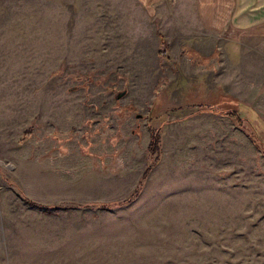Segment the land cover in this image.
Segmentation results:
<instances>
[{"label":"rangeland","instance_id":"rangeland-1","mask_svg":"<svg viewBox=\"0 0 264 264\" xmlns=\"http://www.w3.org/2000/svg\"><path fill=\"white\" fill-rule=\"evenodd\" d=\"M118 1L73 0L55 50H0L40 97L0 142V264H264V41L232 62L122 37Z\"/></svg>","mask_w":264,"mask_h":264},{"label":"crops","instance_id":"crops-1","mask_svg":"<svg viewBox=\"0 0 264 264\" xmlns=\"http://www.w3.org/2000/svg\"><path fill=\"white\" fill-rule=\"evenodd\" d=\"M72 1L0 0V50H6V54L10 56L14 50L16 53L18 51L24 53L26 49H40L43 38L54 40L52 44L49 41L52 48L50 50H53L56 47L58 20L64 24L65 37H71L72 26L67 8L72 7ZM118 2L120 4H113V14L118 15L119 18L114 17L113 21L119 24L125 23L126 31L128 29L130 32L122 37L164 39L167 40L165 47L172 50L177 48L181 51L194 47L197 49L195 51L205 55L206 59L215 55L216 50L213 49L220 43L227 59L232 62L236 61L235 57L241 53V50L247 48L246 45L240 44L241 41L252 40L258 43L264 41V0H120ZM58 7L59 11H57ZM62 12L64 14L61 18ZM42 22L53 24L48 27L49 34L46 32L44 36L41 35ZM137 24L144 25L149 33H141L143 29L140 26L138 28ZM11 56L7 62L6 60L0 62V88L5 86L15 88L12 94L0 93V136H4L0 142H5L10 132L19 135L18 138L22 140L25 133L26 103H30V99L33 103L40 102L39 96L18 93L17 89L23 88L25 79L29 80V78L25 75L24 61L19 63L15 54ZM184 60H187L185 63L187 66L188 59L184 57ZM194 66L200 67L196 64ZM29 69L33 71V76L35 67L29 65ZM37 70L39 71V66ZM199 77L202 79V75ZM32 80L34 81V77ZM28 84L32 86L34 82ZM13 141L19 142L18 139Z\"/></svg>","mask_w":264,"mask_h":264},{"label":"trees","instance_id":"trees-1","mask_svg":"<svg viewBox=\"0 0 264 264\" xmlns=\"http://www.w3.org/2000/svg\"><path fill=\"white\" fill-rule=\"evenodd\" d=\"M198 109H199L198 112H201V111L212 112V113L216 112L219 114L226 115L230 117L231 119H233L234 121H237L239 123L242 121L241 117L239 116L238 112L235 109H226L223 111H217L213 106H208V107L201 106V107H198ZM155 132H150V141L147 146V150L151 153L157 152L159 149V137L157 135V132L156 133ZM29 134H30L29 131H26L24 133V138L27 137Z\"/></svg>","mask_w":264,"mask_h":264},{"label":"water","instance_id":"water-1","mask_svg":"<svg viewBox=\"0 0 264 264\" xmlns=\"http://www.w3.org/2000/svg\"><path fill=\"white\" fill-rule=\"evenodd\" d=\"M118 97H120V96H118Z\"/></svg>","mask_w":264,"mask_h":264}]
</instances>
